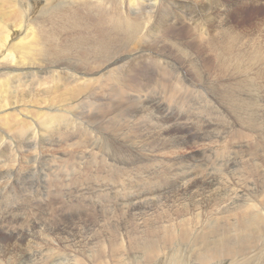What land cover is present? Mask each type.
Returning a JSON list of instances; mask_svg holds the SVG:
<instances>
[{
    "label": "bare ground",
    "instance_id": "1",
    "mask_svg": "<svg viewBox=\"0 0 264 264\" xmlns=\"http://www.w3.org/2000/svg\"><path fill=\"white\" fill-rule=\"evenodd\" d=\"M17 1L18 0H0V17H2V18H0L1 19V22H0V69L1 68H4V69L9 68V69H12L14 71L15 70H20L21 71V72L18 71L17 73H15L13 75H11L10 73H8L6 71L5 72H0V125L3 126L2 128H4V130L6 129L5 133L3 135H0V141L1 140L5 141L6 136L9 135L10 133H11L10 136L11 135L13 136V134H14L16 136H22L23 137V134L30 130V128H29L30 127L29 126L30 123H28L25 119H24V121H26V122H24L22 119H20L21 117L17 118V116H15L12 113L14 110L11 113L9 112L10 114H7L6 111L8 109H12V108H17L18 109L20 104L25 103L26 105H28V104H30L31 106L42 105V107H46V108H49L51 110H60V108H59L60 105H62L63 107H64L65 104H68V103L73 105V103L69 102L68 100L72 99L74 97L76 98V97L80 96L81 93L84 92V90H86L87 87H89L90 84L89 83H82V81H79V79H78L79 77L78 78L76 77V79H78V81L72 82V81H69V80L65 79L61 75H60L59 78H58L57 75L54 76V73L58 72L59 71L58 68L60 67V65L58 63V59L67 60L68 58H70V59H72L74 61L78 60V61H76L78 64L74 62L75 65H79V63L81 62L80 64L83 67H84V65H90L92 68H99V67L104 66V63L107 61L108 56L111 54V49H112V46H113L112 44L115 43L116 36L119 37V38L124 39L127 43H131V42L134 41L135 32L130 33L129 27L134 28V27L137 26V24H138V16L133 14V13L127 12V11L130 10V9L138 8L137 6L142 7L144 4H145V6H149L151 8L152 5H155L157 3H160V4L164 3V2H160V0H128V3L126 2L127 5H125L124 3L122 5L120 3L116 4V5H112L110 3V0H19L18 2ZM121 1H123V0H121ZM257 2H261V4H263L264 0H236V1H233V0H206V1L205 0H169V3H167V4L164 3V5H160L163 8L167 9L166 11L162 10L163 11V12H161L162 15L170 12V14L166 15L164 17V19H161L160 21L156 20L157 22H155V23L157 25L161 26V27L160 28L157 27V29L154 28L151 25V21L148 22V24L144 25L145 28L150 26L149 29L151 30V35H153L154 33H156L158 35H163L165 32H167L166 34H168V38L165 37L166 41H167V43L166 42L165 43L166 44L169 43L170 46L174 49L172 51L179 52L180 58L182 57V60L184 59V61L186 63L185 65L188 68V70L187 69L183 70L184 73H186L188 75H192V78L196 82H197L196 79L199 78L200 80L198 79L199 80L198 83H202V85L200 86L201 89H203V90L204 89H210L212 91L213 95L217 99V103L216 104H217L218 107L215 106L217 108L213 109L212 108V101L209 100V101H207L205 103V106H204L205 109L206 110H217V111L218 110H222L223 111L224 108L227 111H229V109H232V111L236 115L237 120L239 122V126L237 125L239 127V130L237 131L238 143L236 145L235 150H233V152H228L227 149L228 148L230 149V144H228L229 147H227L228 146L227 145V140L228 139H226L224 137H221L223 135L224 131H223V129L221 127L213 124L212 113H207L204 109H198L197 110V114L194 115L195 119H197L196 120V130H194V131L196 132L198 130L199 132L196 135L192 134L193 138L194 139L196 138L198 140L199 139L200 140H203V139L205 140V139H209V137H212V136L218 137L220 135L219 138L226 142V144H224V146L223 145L221 146V145L217 144V140H213L212 142H213V144L216 143L217 145L221 146V147H218L216 145L218 147L217 149H220V156L222 158H225L224 155H227L226 156L227 161L229 159L232 160L234 171H235V173L233 174L234 176L232 175V177L230 178L231 186L233 187V190H234V194H233L234 197L232 198V199H234V201H232L230 199V197L229 198L226 197L227 199L224 198L225 197L224 195H226V194L223 193L224 191L222 192L220 190L218 192V198H216V201L214 199V201H215L214 204L218 205L219 211L217 209L216 212L213 213L212 212L213 210L212 211L210 210L212 213H209V216H205V217L204 216L203 217H200V216L197 217V215H196V219H195L196 223L195 224L196 225L199 224L200 226L195 231V235H194L193 239L191 238L192 239L191 242H193L192 244H197L200 247H203L204 246V242H205L204 238H203L204 234H205V236L206 235L207 236L211 235L214 238V239H212V241L210 243V246H208V248L205 249L202 254H200L201 256H200V261L198 262V264H221L224 260H226V254H232V255L235 254L234 250L238 249V245H231V246L228 245V244L232 243V237L225 236V237H221L220 238V236L223 233H225V235H232V234L234 235V234H236L238 236V238L240 239L241 236L245 232H248L249 230H252V231L255 230V231H257V233H259L260 230L263 231V226H264V223H263L264 210L263 209H264V207L262 209L261 208L262 205L260 204L261 206H259L258 203L260 202V203H263V205H264V175H263L264 172H262L260 170V167H259L260 164H259V160H258L259 157L257 158V156L261 157L260 153H262V157L264 158V120L260 119L261 110H264V17L263 18H258L259 22L256 21L255 25H252V24H250V25H240L239 24L236 27L235 25H233V26L231 25L230 20H229L228 15H227V14H229L230 10H232L235 5H246L248 3L254 4V3H257ZM104 3H107L110 8L109 9L105 8L104 7ZM169 7H170V9H169ZM124 8H126V12L127 13H124ZM170 10L171 11L174 10L173 14H171ZM143 12H144V10H143ZM28 15L31 17V19H27ZM162 15H159V16H162ZM132 16H135L134 20L132 19ZM12 19L14 21H9V20H12ZM15 20H17V21H15ZM233 23L235 24V22H233ZM9 24H11L12 27L11 26L8 27ZM122 32L128 33V35L123 36ZM22 34H25V38H23V39L20 38V35L22 37ZM166 34H164L163 36H165ZM97 35H98V37H97ZM189 35L191 36V38L188 40L187 37ZM154 39H155V37H154ZM177 39H180V40H177ZM76 42H85L86 43V44H84L85 47L82 46V48L81 47L75 48V46H73V44L76 43ZM162 44H163V42H162ZM187 45L191 46V48L186 49V47H184V46H187ZM204 45L211 46L213 48V52L209 53L207 51L208 53L206 54V52H205L206 49H204V47H205ZM156 46H158V45H156ZM133 47H134V45H133ZM135 48H133V49H135ZM212 48L210 50H212ZM142 49H144V48L142 46H140L139 50H142ZM148 50H149V52H148L149 53V58L151 60V67H149L148 70H146V71H147V73L149 72L148 75L151 76V75H154L152 69H155V71H157V69H158L154 65L152 66V61L154 59L152 55H154V54L159 55L160 53L158 51L152 52L151 48H148ZM163 51H165V50H163ZM142 52H147V51H140V53H142ZM175 54L177 55L178 53H175ZM12 55H14V56L12 57ZM169 56L170 55H168V57ZM143 57H144V55H143ZM81 58H83V59L86 58V61H80L79 59H81ZM133 58H134V56H133ZM164 58H165V56H164ZM171 58H173V55H172ZM7 60H8L9 63H6ZM136 60H138V59H136ZM176 60H178V58ZM180 60L181 59H179V61ZM127 61H125V62H127ZM133 61H132V63H133ZM118 62H119V60L117 58V61H115L114 64H117ZM170 62H172V61H170ZM109 64H111V62ZM129 64H127V65H129ZM27 65H29V67L33 66V65H36V66H39L40 68L50 67V70H47V69L44 70L45 73L48 74L47 76L42 77V76H38L37 75V77L33 76V78L30 80L29 78L31 76L32 70L28 69L29 70L28 72L22 71V69L25 66H27ZM182 65H184V64L182 63ZM121 66H122V64H121ZM112 68L113 69H110L109 66L108 67H105V66L102 67L100 69L101 70V72H100L101 75L99 74L100 77H98V78L93 77V78L95 80L96 79L98 80L100 78H103V77L107 76L106 75L107 72H110L111 70H118V69H114V67H112ZM122 68H123V66H122ZM65 70H67V69H65ZM138 71H139V69H138ZM183 71H182V73H183ZM127 72L129 74H127V75L123 74L124 78H126V82H124L125 85H127L128 87L129 86H134V87H137V89L142 90L141 88L144 87V83H143L144 80L142 81V79H141V81H140L138 79L139 77H137L138 75L135 72H133L132 68L129 69ZM74 73H71V74H74ZM140 73H142V72H140ZM166 73H168V72H166ZM75 74H76V76L78 75L77 73H75ZM5 75H8V76H5ZM17 75H19V76L22 75V77H19ZM68 75H70V74H68ZM164 75H165V73H164ZM169 75L171 76V74H169ZM169 75L165 78V80H164L165 82H163V83H165V85L162 87V93L158 94V92L155 90V94L158 95V96L154 95L155 102H157V100L160 97V95L165 96L167 100H169V97H172V96L174 97V96H178L179 95L178 92H176L177 89L172 84L169 85V84L166 83V82H168ZM96 76H98V74ZM108 76H110V75H108ZM28 79L30 80L31 85H33L32 87H26V86H29V85H27ZM74 79L75 78H73L71 80H74ZM118 79H116V80H118ZM209 80H212V82H210ZM9 81H10V85H8ZM107 83H108V81H107ZM192 83H195V82H192ZM254 83H255L256 87H254V86L246 87V86H248L247 84H254ZM113 84L114 83H112L111 86H113ZM161 84H162V82H161ZM104 85H105V83H104ZM38 86H42L41 88L44 87V88H47V89L44 90V88H43L44 91L43 90H38L37 92L43 91V93L41 92L40 96H36L35 95L34 98H33V96L30 93L31 90L28 92V88L37 87V89H38ZM107 86H109V84H107ZM99 87H100V85H99ZM96 88H97V86H96ZM49 89H51V90L49 91ZM100 89H105V88H100ZM25 91L28 92L27 98H25L26 97V95L24 93ZM52 91H54L53 95L50 96V92H52ZM92 91H93V89H92ZM95 91H96V89H95ZM98 91L100 93V90H98ZM192 91H194L195 93H199L200 89L196 87V88L192 89ZM10 92H11L12 95L10 94ZM114 92L115 91H113V93ZM118 92L121 93V90H118ZM13 93H14V95H13ZM17 93L19 94V97L16 96ZM110 93L111 92H109L108 94H110ZM138 95H141V94H138ZM145 95L147 96V93ZM142 97H143V94H142ZM137 99L139 100V98H137ZM162 99H163V97H162ZM202 99L205 101V98L203 96H202ZM213 99H215V98L213 97ZM33 100L34 101L37 100V104H33V102H32ZM39 100H41V101L38 102ZM91 100H92V98H91ZM126 102H127V100H126ZM94 103H95V101H94ZM114 104H115V102H114ZM88 105H89V103H88ZM121 105H122V103H121ZM134 105H136V104H134ZM148 105H150V104H148ZM6 106H8L9 108L6 107ZM100 106L101 105H99V107ZM123 106H125V105H123ZM127 106H125V107H127ZM115 107H117V106H115ZM159 108L161 109L160 112L162 113V114L160 113L162 115L161 116L162 117V125H161V128H160V131L157 133L158 136L154 137V140H153V142L151 144L153 145V147H158L159 149H163L165 147L167 149V147H168V150H167V152L169 154L168 158H170L171 157L170 154L174 155V153L176 152V150H174V149H177L178 147H180L181 144H182L181 142H183L184 139H182V140H180V139L172 140L171 139L170 140V139L167 138L166 135H162L161 136L160 132L161 133L166 132L168 129H170L171 125H172V127H173V125H175V127L180 126L179 128H182L184 126H188L189 127L190 123L188 121L191 122L192 119L189 118V117H191V116H189V113L185 112L186 115L185 116H181L180 118H176L178 120V121H176V120L171 118L172 115L170 113V107L162 106V102H159ZM17 109H15V110L18 111ZM42 109L43 108H41V111H42ZM32 110L30 111V110L27 109V110H24V111L26 112L27 115H29V113L32 112ZM115 110H116V108H115ZM134 110H135V108H134ZM149 110H151V109L149 108ZM149 110H148V112H150ZM98 111L102 112L103 109H98ZM107 111H109V110H107ZM110 112H109V114H110ZM172 112H173V114H175L176 112L178 113L179 111L172 110ZM218 112H220V111H218ZM47 113H48V111H47ZM47 113H45L43 111L40 112V113L36 112V113H33L34 114L33 116L38 118L40 123L43 124L44 127H47V128L49 127L51 129L54 128L53 130H51L52 133L50 135L53 134V136L54 135L57 136L56 143H58V141H61L60 139L62 137H64V136H59V134L62 135V132H65V129L63 127V124L65 122L63 124L60 123V121H58V119H60V118L59 117H55L53 115L55 113H53V114H47ZM105 113L107 114V112H105ZM179 113H181V112H179ZM228 113H230V112H228ZM15 114H18V113L15 112ZM118 114H120V113H118ZM145 114H147V113H145ZM263 114H264V112H263ZM158 116H160V115H158ZM72 117L73 116H71V118ZM81 117L83 119L85 118L83 116H81ZM223 118H225V117H223ZM76 120H79V118L78 119L76 118ZM74 121H75V119H74ZM62 122H63V119H62ZM150 122H153V121H150ZM221 122H223V121H221ZM34 126H36V125H34ZM66 126H67V124H66ZM157 126H158V124H157ZM82 127L83 126H81V128ZM145 128H146L145 130H147L146 126H145ZM231 128H233V127H231ZM55 129L58 130L59 132L56 131ZM156 129H157V127H156ZM10 131H12V132H10ZM36 134H38V133H36ZM235 134L232 133L231 138L235 137L234 136ZM246 135H248L247 138L249 139V141H247ZM12 136H11V138H12ZM42 136H44V135H42ZM77 136H81L80 132H78L76 134V136L74 135V137H75L74 139L75 140H73L72 143L74 145L78 146V147L83 146L82 145L83 144V140H82L83 138H80V137H77ZM90 136H87V137H90ZM147 136H149V135H147ZM260 136H261V139H259ZM65 137L63 138L64 140H65ZM99 138H102V137H99ZM117 138H119V137H117ZM172 138H175V137L172 136ZM40 139H41V137H40ZM255 139H259L261 141L257 145H252V147H251V144H252L251 140L254 143ZM26 140H28V139H26ZM69 140H70V138H69ZM87 140H91V139H87ZM22 142H23V144L25 143L23 140H22ZM96 142L97 141L95 139L88 146L93 148L92 145L95 144ZM173 142H175V144ZM225 142H223V143H225ZM98 143H99V141H98ZM171 143H173L174 145L173 144L171 145ZM201 143H202V141H201ZM230 143H231V141H230ZM100 144H101V142H100ZM179 144H180V146H179ZM210 144L212 145V143H210ZM144 145L145 144H143V146ZM18 146H16V147H18ZM69 146H72V145L70 144ZM121 146H122V144H121ZM203 146H205V145H203ZM135 147H136V145H135ZM234 147L235 146L232 145V148H234ZM128 148L130 150V148H133V147H128ZM247 148H248V152H246L247 150H245ZM251 148H252V150H251ZM5 149H7V146H5ZM77 149H79V148H77ZM166 149H165V151H166ZM217 149H216V151H217ZM114 150H115V148H114ZM145 150H146V148H145ZM152 150L154 151V149H152ZM159 151H161V150H159ZM229 151H231V150H229ZM134 152L132 154H134ZM65 153H67V151H65ZM80 153H82V152H80ZM157 153H160V152H157ZM82 154H84V153H82ZM150 154L151 153H149V155ZM24 155H25V153H24ZM43 155H48L47 157L49 159V163L50 164H51L52 161L54 162V159H56V160L60 159L61 160V158L64 157L63 156L61 158H57L58 155L55 156V154H48L46 152H44ZM67 155L68 154H65V158H68ZM87 155H86L87 157L85 159L83 156H81V158H77L78 157V154H77V156L76 155L73 156L77 160H75V161L72 160V161L73 162H78V163H82L83 162V167L85 169H87V170H85V172L88 174L89 169L91 168V167L89 168V166L90 165H95L93 162H95L96 160H94V158H95L94 156H92V157L90 156V152ZM94 155H95V153H94ZM114 155H116V153ZM146 155H147V153H146ZM229 155H231L232 158H229ZM5 156H6L5 153L2 152L1 149H0V178L4 177V174L2 173L3 172L2 169H10L11 170V168H14V167L10 166V162L9 161H7V162L4 161L3 162V159H4ZM17 156H19V155H17ZM96 156H97V154H96ZM21 157H23V156H21ZM88 157H90V158H88ZM27 158H25V159H27ZM33 159H36V158H33ZM155 159H156V157H155ZM160 159H161V156H160ZM160 159H159V161H160ZM197 159L198 158H193L192 161L188 162V163H190L192 165V166H190V169H189V171L191 173L187 172V170H185V169L182 171V174L184 175L183 178L185 180L193 179L196 176V174H194V172L199 174L200 176H201V174H203L205 172L204 167H203V163L200 164V165L197 164L198 166H196L195 160H197ZM212 159L214 160L215 158H212ZM205 160H207V158ZM64 161H65V159H64ZM66 161H65V164L67 163ZM100 161H102V160H100ZM107 161H109V160H107ZM222 161H224V160H221V162ZM13 162H12V166H19L18 167L19 169H20V167H23V166H20V164H21L20 161H18L16 163L15 162L13 163ZM31 162H30V164H31ZM53 162H52V164H54ZM122 162H124V161H122ZM138 162H140V161H138ZM138 162L135 163V164H138ZM162 162H164V161H162ZM162 162H160V163H162ZM228 162H230V161H228ZM246 162H249V163H251L253 165L252 174H250L249 170L247 172H245V173L242 170V168H243V166H244V164ZM224 163L225 162H223L221 164H224ZM139 164H141V162ZM247 164H246V166H247ZM142 165H143V162H142ZM163 165H165V164H163ZM111 166H112V164H111ZM159 166H157V167H159ZM137 167H139V166H137ZM154 168H155V165H154ZM94 169H95V167H94ZM121 169H124V168L122 167ZM249 169H250V167H249ZM68 170L70 171L72 169H68ZM15 171H17V170H15ZM62 171H64V170H62ZM125 171L121 170V172H125ZM138 171H139V169H138ZM56 172H57V170H56ZM100 172H101V170H100ZM44 173H46V172H44ZM58 173H55V174H58ZM142 173H144V172H142ZM255 173H258V176H259L258 177V183H259V186H260V190H259V186L257 185L258 189L256 191L252 190L253 193L245 194L243 192V188L245 186L249 187L247 185V183L249 181L253 182V180L256 177L254 175ZM55 174H53V175H55ZM140 174H141V172H140ZM20 175H21V173H20ZM70 176H72V175L70 174ZM126 176H127V174H126ZM135 176H136V174H135ZM137 176H138V174H137ZM17 177H19V176H17ZM110 177L112 178V175ZM110 177H109V179H110ZM232 178H236V179L233 180ZM125 179H127V177ZM130 179H128V180H130ZM122 180H123V178H122ZM145 181H146V179H145ZM180 181H181L180 179H175L174 183L169 185L171 187L169 189H173L174 185H175V188L177 190V188L179 187L178 184L180 183ZM0 182H2V180ZM136 183H131V182L124 183L123 189H122V195H123L122 197L123 198H121L120 202H113L114 204L111 207H107V208H104L100 204L101 208L100 209L93 208L94 211H93V209L91 207H89L90 211L88 213H86V212L85 213H86V215L88 217H92V216L95 217L96 212L102 213V220L101 221H104L105 222L104 224H108L109 227L113 228L115 231L125 228L124 232L122 231V233H118L116 231V233L119 234V235L123 234L124 236H126L128 238V240H129V242H127L128 240L126 239L125 241L127 243L125 245L123 244L124 242L123 243L118 242L117 243L118 248H112L111 247V250L108 253V257L111 260H116L117 259V260H119L121 262V264H124V260L132 258L136 263H130V264H139V263L140 264H148V263L154 264L155 263L154 259L159 254L158 252H159L160 248L161 247L165 248V247H163L164 243L166 241L170 240V239L167 238L168 240H166V236H163L164 234L160 238H158V235L156 234L157 233V223L154 220V217H152L149 213H143L142 209L141 210H137V212L133 211V207L132 206H134V201H132V199L134 197H139L138 196L139 195V191H137V189H136V186H137ZM190 183L191 182H189L188 184H190ZM243 183H244V185L242 186ZM68 184L70 186H73L74 189L80 188V187H77V186H80L79 185L80 183H77L75 181H71V182L68 181ZM70 186H66V187H70ZM91 186H94V185H91ZM247 187L245 189H247ZM147 188H149V187H147ZM80 189H82V191H83V189H85L86 192H90L89 183L86 184L85 188L82 187ZM227 189L228 188H223V190H227ZM239 189H241V190L238 192L237 190H239ZM245 189H244V191H245ZM215 190H216V188H215ZM114 191H115V189H114ZM192 191H195L196 193H198L197 192L198 191V186L195 187V190H192ZM78 192H77V194H78ZM150 192H149V194H150ZM240 192H243V194H244L243 199L239 197V195L242 196V194H240ZM182 193H184V192H182ZM196 193H194L192 195L193 199L199 198L200 194H196ZM216 193H217V191H216ZM258 193L261 194V200H259V202L257 200V194ZM84 195H86V194L84 193ZM74 197H76V195L75 194H71V201H72V199ZM201 198H199V199L201 200ZM258 198H260V197H258ZM8 199H10V198H8ZM90 199H91V197H90ZM156 199H158V198H156ZM202 199H204V198H202ZM208 199H211V198H208ZM244 200H249V202H251V204L248 203V205L242 206V204L245 203ZM74 201L75 200H73V202ZM140 201H142V200H140ZM52 202L54 204L57 203V202L55 203V201H52ZM138 202H137V204H138ZM40 203L42 204V202H40ZM40 203H38L37 206L30 207V209L32 210L31 211L32 215H28L27 212L29 211V209H27V208L14 209V206H8L7 204L5 205L1 201L0 207L2 206L3 208H10V210L7 209V212L3 213V216L0 215V229L2 228V229L9 230V231H6V232L9 233L8 237L10 239L2 237V235L0 236V264H33V263L37 264L36 262L40 260L42 255H46V254L49 253V255H51V256L55 255L56 258L57 257H61V258L63 257L64 258L65 257V252H68V251H65V249H67V250L72 249L71 246H69V245H67L65 243V242L72 241L71 239H69L68 235L65 236L62 232H57L58 236L55 239H53V238L50 237V233L48 231H46V230L43 231L42 230V229L47 228V229H55V230L58 229L59 231H67V230H70V227L68 225H66V223H65L64 230H63L61 224L60 223H55V222L49 223L48 225H44L42 227V222H44L43 220L46 217L42 215V206H41ZM161 203H162V201H161ZM9 205H11V204H9ZM31 205H32V203L30 204V206ZM52 205L53 204H51V206ZM141 205H142V203H141ZM192 205L193 204H191V206ZM145 206H147V205H145ZM228 206H230V207L228 208ZM206 208H208V206ZM192 209H193V207H192ZM149 210H150V208H149ZM179 210L175 211L177 217L181 215V212ZM251 210H252L253 213L251 212ZM51 212H53V211H51ZM94 212H95V214H94ZM191 213H193V212H191ZM202 213H203V211H202ZM184 214H186V213H184ZM119 215L122 217V220H123L122 223H120L118 221V218H119L118 216ZM111 217L114 218L112 223L109 222ZM2 218H3V220H2ZM7 218H10L11 221H8ZM230 218L231 219L232 218H240V220L242 222H235V221L231 220ZM107 219H109V221ZM160 219H162V218H160ZM94 220L95 219L93 218L92 220L89 219L88 221H91V223L94 226L96 224L94 222ZM167 220H169V219H167ZM165 222H167V221H165ZM175 224H177V223H175ZM178 224H179V222H178ZM122 225L124 226V228H123ZM139 225H142V226H139ZM72 226L82 229V228H86V223H83V225H76L75 223H72ZM145 229H150L154 233L153 237H151V238L149 237L150 239H147V237L143 236L142 234L137 237L135 233H132V232H140L141 233ZM171 233H172V231H171ZM106 234L107 235H101V233H100V235L98 237V240H96L97 241L96 245H98V246L93 245V242H91V241L89 242L88 241L87 244L85 245V247H86L85 249L81 248L82 245H83L82 243L84 241L79 239L78 246L81 249L79 251L80 257H79V260H78L77 264H84L83 263L84 260H85V262H87V261L89 262L90 261L91 263H93L95 261H98V263L100 262V264H101V262L106 258L105 254H104L105 252L103 250L104 249L103 245L105 243H108V246H111V245L114 244V243L112 244V242L110 241V235H108V233H106ZM181 235L184 236L182 238L183 239L185 238V240H186V238H188L189 235H190L189 227H187L186 230L184 231V233L181 234ZM168 236H169V234H168ZM176 236L178 237V235H176ZM117 239L118 238H115V242H116ZM244 239H245V241L247 243L248 237H245ZM119 241H122V239L119 240ZM170 241H173V240H170ZM234 241H236V240H234ZM42 242H45V243L49 244L50 250L47 249V248H43L42 247ZM178 242L182 244L184 242L187 243L188 241H184L182 239H180V241H179V239H178ZM250 244H251V242L248 243V245H250ZM159 245H162V246L159 247ZM222 245H224V246L221 248ZM257 245H258V243H257ZM127 246H128V248L126 249ZM205 246H206V244H205ZM200 247H197V246L192 247L189 250L188 254L185 253L186 255H184V256H182L183 250L181 248L178 249V250L176 249L175 251L169 253V255L167 257L165 256L166 254L163 252L165 255L164 256L162 255V257L159 260L164 261V264H190L189 262H193L192 260L196 259L195 258V256H196L195 252L198 251L199 249H201ZM187 248H189V247H187ZM140 250H141V255H143V256H141V259L135 260L134 259L135 251H140ZM258 250H259V252L256 253ZM254 251H255V253H253V255H255V257L253 258L252 262L250 261L249 264H264V259H262L263 258L262 255L259 254V253H262L264 251V245H261L260 247L259 246L254 247ZM74 252H77V250H75ZM244 256H245V254H244ZM247 256L248 255H246L245 257H247ZM239 257H241V256H239ZM249 257H252V256L250 255ZM188 258H189V262H188ZM260 259H262V260H260ZM231 260L233 261V264H237L236 256H235V259L231 258ZM257 260H260V261H257ZM42 263L43 264H55V263H52L51 260H43V259H42Z\"/></svg>",
    "mask_w": 264,
    "mask_h": 264
},
{
    "label": "rangeland",
    "instance_id": "2",
    "mask_svg": "<svg viewBox=\"0 0 264 264\" xmlns=\"http://www.w3.org/2000/svg\"><path fill=\"white\" fill-rule=\"evenodd\" d=\"M19 1V0H18ZM17 1V2H18ZM206 1V0H205ZM236 1V0H233ZM128 0H110V3L112 5H116V4H125L127 5ZM160 2H164L165 4L169 3V0H160ZM164 3L160 4L157 3L155 5H152V7L150 8L149 6H145V4L142 7L137 6L138 8H134V9H130L127 12L133 13L135 15L138 16V24L136 27L132 28L129 27L130 29V33L135 32V36H134V41L131 43H127L124 39L119 38L116 36L115 38V43H113L112 45V49H111V54L108 56L107 61L104 63L105 67H108L110 69H113L112 67H114V69H118V70H111L110 72H107V76L100 78V79H94L100 77V72H101V68L104 67H99V68H92L90 65H84V67L79 63V65H75V63H77L76 61L68 58L67 60H63V59H58V63L60 65V67L58 68V72L54 73V76H58V78L60 77V75L62 77H64L65 79L69 80V81H82V83H89V87L86 88V90H84V92L81 93L80 96L78 97H74L72 99H69V102H72L73 105H71L70 103L65 104L64 107L62 105L59 106L60 110H51L49 108L46 107H42V105H38V106H31L30 104L26 105L25 103L20 104L18 109L17 108H12V109H8L6 112L7 114H10L13 110V114L15 116H17V118H20L24 121V119L30 123V132H26L23 134L22 136H16L13 134L12 138L10 136V131L9 135L6 136L5 141L1 140L0 141V149L2 152L5 153V157L3 159V162H10V166L14 167L10 169H2V173L4 174V177L0 178L2 180V182H0V203L1 201L8 206H14V209H21V208H27L29 209V211L27 212L28 215H32L31 213V209L30 207H34L37 206L38 203L42 202L41 206H42V215L45 216L46 220L44 219L42 222V227L44 225H48L49 223L55 222V223H60L63 230H64V225L66 223V225H68L70 227V230L67 231H59L58 229H42L43 231H48L50 233V237L55 239L58 234L57 232H62L65 236H69V239H71L72 241L70 242H65L67 245L71 246L72 249H65V257L61 258V257H57L55 255L51 256L48 254L46 255H42V257L40 258L39 261H37V264H43L42 263V259L43 260H51L52 263L55 264H77L79 257H80V249H85V245L87 244V242L91 241L93 242V245H96L98 240V237L101 233V235H107L106 233H108V235H110V241L112 242L113 245L108 246V243H103L104 245V254H105V258L101 264H121V262L119 260H111L108 257V253L112 248H118L117 243H123L124 245L129 242L128 238L126 236H124L123 234H117L116 231L118 233H122V231L124 232V229H119V230H114L113 228L109 227L108 224H104V221L102 220V213L99 212H94L95 217H88L86 215V213H88L89 207L96 208V209H100V204L101 206H103L104 208L107 207H111L114 203L113 202H120L121 198H123L122 196V189H123V185L124 183H136V189L137 191H139V197H134L132 199V201H134V206L133 207V211L137 212V210H143V213H149L152 217H154V220L157 223V235L158 238H160L163 234V236H166V240L170 239L173 241H166L163 245H159L160 250H159V254L155 257V263L154 264H164V261L159 260L162 255L167 257L169 255V253L175 251L176 249H182L183 253L182 256L188 254L189 250L192 247H200L197 244H192L193 242H191V240L193 239L194 235H195V231L199 228V224H195L196 223V215L197 217H205V216H209V213H214L216 212V210L218 208L217 204H214V202L216 201V198H218V192L221 190L223 193H225L226 195H224V198H229L234 201V199H232L234 197V190L233 187L231 186V180L230 178L232 177V175L235 173L234 171V167H233V162L232 160H228L230 162L227 161L226 156L224 155L225 158H222L220 156V149H217L218 147H221L222 145L224 146V144H226V142L222 139H220V135L218 137H209V139H203V140H198V139H194L193 135H196L199 131L197 130L196 132L194 130H196V120L195 116L197 114V110L198 109H204L207 113H212V118H213V124L217 125L219 127H221L223 129V135L221 137H224L227 140V145L230 144V149L228 148V152H233V150H235L236 145L238 143V135H237V131L239 130V122L237 120L236 115L234 114V112L232 111V109H229V111H227L225 108L222 110H218L220 112H218L217 110H206L205 109V103L207 101H212V108L216 109L217 106V99L216 97L213 95L212 91L210 89H201L200 86L202 85V83H198L199 82V78H197V82L194 81V79L192 78V75H188L186 73H184L183 70H188L187 66L185 65V61L184 59L182 60V57L180 58L179 52L176 51H172L174 50L170 44H166V38H168V34H166L167 32H165L164 34H166L165 36L163 35H158L156 33H154L153 35H151V30L149 29V27L145 28L144 25L148 24V22L151 21V25L157 29L160 28L161 26L157 25L155 22L160 21L161 19H164V17L169 13L163 14L161 12L166 11L167 9L163 8L160 5H164ZM106 4V5H105ZM107 6V7H106ZM154 6V7H153ZM104 7L109 9V5L107 3H104ZM240 7V8H239ZM236 8V9H235ZM136 9V10H135ZM170 9V7H169ZM144 10V12H143ZM163 10V11H162ZM155 11V12H154ZM171 11V10H170ZM233 11V12H232ZM126 12V8H124V13ZM174 10L171 11V14H173ZM234 14V15H233ZM126 15V14H125ZM162 15V16H159ZM228 18L230 20L231 25H235L236 27L240 24V25H255V22L258 21V18H263L264 17V2L263 4H261V2H257L254 4L248 3L246 5H235L233 7L232 10H230ZM236 15V16H235ZM105 16V15H104ZM161 17V18H160ZM168 17V16H167ZM240 17V18H239ZM2 18V17H0ZM234 18V19H233ZM27 19H31V17L28 15ZM132 19H135V16H132ZM157 20V21H156ZM9 21H14L9 20ZM17 21V20H15ZM1 22V19H0ZM235 22V24L233 23ZM240 22V23H239ZM11 24H9L8 27H10ZM12 27V26H11ZM145 28V29H144ZM137 29V30H136ZM28 31V30H27ZM122 35H128V33H124L122 32ZM130 35V34H129ZM24 36V37H23ZM150 36V37H149ZM161 36V37H160ZM98 37V35H97ZM155 37V39H154ZM157 37V38H156ZM166 37V38H165ZM186 37V36H185ZM20 38H25V34H22V37L20 35ZM188 40L191 38V36L189 35ZM165 40V41H164ZM180 40V39H177ZM163 42V44H162ZM166 42V43H165ZM84 44H86L85 42H76L73 44V46H75V48H79L82 46H84ZM141 44V45H140ZM161 44V45H160ZM134 45V47H133ZM154 45V46H153ZM158 45V46H156ZM140 46H142L144 49L139 50ZM204 49L206 54L209 52H213V48L209 45H204ZM208 46V47H207ZM136 47V48H135ZM169 47V48H168ZM181 47V46H180ZM186 47V49L191 48V46L187 45L184 46ZM135 48V49H133ZM148 48L152 49V52L154 51H158L160 54L159 55H152L153 56V61H152V66L154 65L157 69V71H155V69L153 70L154 75L149 76V72L147 73L146 70H148L149 67H151V60L149 58V50ZM159 48V49H158ZM164 48V49H163ZM172 48V49H171ZM212 48V50H210ZM161 49V50H160ZM114 50V51H113ZM165 50V51H163ZM169 50V51H168ZM171 50V51H170ZM140 51H147V52H142L140 53ZM167 51V52H166ZM208 51V52H207ZM174 52V53H173ZM128 53V54H127ZM172 53V54H171ZM175 53H178L177 55ZM121 54V55H120ZM167 54V55H166ZM175 54V55H174ZM141 55V56H140ZM144 55V57H143ZM148 55V56H147ZM168 55H170L168 57ZM173 55V58H171ZM14 55H12L13 57ZM111 56V57H110ZM114 56V57H113ZM132 56V57H131ZM134 56V58H133ZM165 56V58H164ZM177 56V57H176ZM123 57V58H122ZM139 57V58H138ZM114 58V59H113ZM117 58L119 60V62L117 64H114L115 61H117ZM141 58V59H140ZM156 58V59H155ZM178 58V60H176ZM70 59V60H69ZM129 59V60H128ZM138 59V60H136ZM140 59V60H139ZM143 59V60H142ZM169 59V60H168ZM179 59H181L180 61L184 64L182 65V63L179 61ZM80 61H86V58L83 59H79ZM113 60V61H112ZM128 60V61H127ZM134 60V61H133ZM158 60V61H157ZM10 61V60H9ZM69 61V62H68ZM127 61V62H125ZM130 61V62H129ZM133 61V63H132ZM139 61V62H138ZM172 61V62H170ZM176 61V62H175ZM179 61V62H178ZM75 62V63H74ZM111 62V64H109ZM145 62V63H144ZM170 62V63H169ZM178 62V63H177ZM6 63H9L8 60ZM66 63V64H65ZM71 63V64H70ZM120 63V64H119ZM130 63V64H129ZM138 63V64H137ZM2 64V63H1ZM78 64V63H77ZM123 68H122V66ZM129 64V65H127ZM133 66H132V65ZM149 64V65H148ZM53 65V64H52ZM120 65V66H119ZM142 65V66H141ZM182 65V66H181ZM64 66V67H63ZM132 66V67H131ZM180 66V67H179ZM29 65L25 66L22 71L28 72L29 70H32L31 72V76H30V80L33 78V76L37 77L38 76H42L45 77L48 74L45 73V69L50 70V67H44V68H40L39 66L33 65L30 66ZM38 67V68H37ZM71 67V68H70ZM119 67V68H118ZM176 67V68H175ZM184 69H183V68ZM35 68V69H34ZM133 70V72H135L139 77L138 79L141 81H143L144 83V87L141 88L142 90L137 89V87L134 86H127L125 85L124 82H126V78H124V75L129 74L127 71L129 69ZM134 68V69H133ZM145 68V69H144ZM160 68V69H159ZM162 68V69H161ZM29 69V70H28ZM67 69V70H65ZM78 69V70H77ZM93 69V70H92ZM99 69V70H98ZM121 69V70H120ZM139 69V71H138ZM144 69V70H143ZM179 69V70H178ZM181 69V70H180ZM39 70V71H38ZM85 70V71H84ZM126 70V71H125ZM163 70V71H162ZM178 70V71H177ZM8 72L11 75L17 73L20 70H12L9 68H1L0 72ZM14 71V72H13ZM71 73H77L78 75L76 76V74H71ZM77 71V72H76ZM165 71V72H164ZM177 71V72H176ZM183 71V73H182ZM21 72V71H20ZM112 72V73H111ZM114 72V73H113ZM120 72V73H119ZM139 72V73H138ZM142 72V73H140ZM147 74H145V73ZM168 72L169 74H171V76L166 73ZM111 73V74H110ZM122 73V74H121ZM157 73V74H156ZM163 73V74H162ZM165 73V75H164ZM34 74V75H33ZM70 74V75H68ZM98 74V76H96ZM100 74V75H99ZM124 74V75H123ZM145 74V75H144ZM44 75V76H43ZM110 75V76H108ZM113 75V76H112ZM120 75V76H119ZM140 75V76H139ZM168 77V82H166L169 85H173L177 90L176 92H178V96H172L169 97V100L166 99L165 96L160 95V97L158 98L157 102H155V98L154 95L155 94V90L158 92V94L162 93V87L165 85V78ZM8 76V75H5ZM19 76V75H17ZM82 76V77H81ZM161 76V77H160ZM191 76V77H190ZM19 77H22V75H20ZM72 77V78H71ZM76 77L78 79H76ZM143 77V78H142ZM151 77V78H150ZM75 78L74 80H71ZM83 78V79H82ZM106 80H105V79ZM111 78V79H110ZM115 78V79H114ZM119 78V79H118ZM148 78V79H147ZM153 78V79H152ZM28 79L27 85L26 87H32L33 85H31L30 80ZM86 79V80H85ZM118 79V80H116ZM199 79V80H198ZM114 82H113V81ZM193 80V81H192ZM98 81V82H97ZM108 81V83H107ZM117 81V82H116ZM210 82H212V80H209ZM120 82V83H119ZM123 82V83H122ZM146 82V83H145ZM162 82V84H161ZM195 82V83H192ZM10 85V81L8 82ZM103 83V84H102ZM105 83V85H104ZM113 84V86H111ZM117 83V84H116ZM107 84H109V86H107ZM116 84V85H115ZM100 85V87H99ZM119 85V86H118ZM123 85V86H122ZM196 85V86H195ZM248 86L246 87H250V86H255L254 84H247ZM51 86V85H50ZM97 86V88H96ZM102 86V87H101ZM42 86H38L35 88H28V92L30 91L31 95L34 96H40L41 92L43 93V91L47 88H41ZM107 87V88H106ZM120 87V88H119ZM199 88L200 92L199 93H195L194 91H192V89L194 88ZM41 88V89H40ZM99 88V89H98ZM100 88H105V89H100ZM126 88V89H125ZM189 88V89H188ZM33 89V90H32ZM93 89V91H92ZM96 89V91H95ZM38 90H43L40 92H37ZM51 89H49L50 91ZM100 90V93L99 91ZM118 90H121V93L118 92ZM136 90V91H135ZM187 90V91H186ZM48 91V92H49ZM91 91V92H90ZM113 91H115L113 93ZM133 91V92H132ZM139 91V92H138ZM186 91V92H185ZM202 91V92H201ZM28 92H24L27 98ZM53 92H50V96L53 95ZM68 92V91H67ZM98 92V93H97ZM102 92V93H101ZM109 92H111L110 94H108ZM130 92V93H129ZM152 92V93H151ZM147 93V96L145 95ZM11 94V92H10ZM97 94V95H96ZM115 94V95H114ZM125 94V95H124ZM136 94V95H135ZM141 94V95H138ZM143 94V97H142ZM195 94V95H194ZM201 94V95H200ZM12 95V94H11ZM14 95V93H13ZM96 95V96H95ZM101 95V96H100ZM104 95V96H103ZM112 95V96H111ZM114 95V96H113ZM194 95V96H193ZM208 95V96H207ZM16 96L19 97V94L17 93ZM31 96V97H32ZM103 96V97H102ZM158 96V95H156ZM181 96V97H180ZM184 96V97H183ZM202 96L205 98V101L202 99ZM215 99H213V97ZM163 97V99H162ZM165 97V98H164ZM194 97V98H193ZM207 97V98H206ZM92 98V100H91ZM139 98V100L137 99ZM149 98V99H148ZM161 98V99H160ZM134 99V100H133ZM148 99V100H147ZM166 99V100H165ZM72 100V101H71ZM91 100V101H90ZM95 103H94V101ZM110 100V101H109ZM122 102H121V101ZM127 100V102H126ZM133 100V101H132ZM163 100V101H162ZM216 100V101H215ZM36 101V102H35ZM33 100V104H37V100ZM41 100H39L38 102H40ZM67 101V102H68ZM87 101V102H86ZM100 101V102H99ZM104 101V102H103ZM141 101V102H140ZM149 101V102H148ZM80 104H79V103ZM110 104H108V103ZM115 102V104H114ZM119 102V103H118ZM125 102V103H124ZM135 102V103H134ZM140 102V103H139ZM147 102V103H146ZM151 102V103H150ZM159 102H162V106L165 107H170V113L172 115V119L178 121L176 118H180L181 116H185V112L189 113V117L191 120L188 121L190 123V126H184L182 128H179L180 126L175 127V125L170 126V129H168L166 132L161 133L160 135H166L168 139H172V140H183V142H181V146L179 144L180 147H178L176 150V152L173 154H170V158H168V147L166 149H159L158 147H153V145L151 144L154 140L155 136H158V132L160 131L161 125H162V113L160 112L161 109L159 108ZM84 103V104H83ZM89 103V105H88ZM106 103V104H105ZM118 103V104H117ZM122 103V105H121ZM131 103V104H130ZM145 103V104H144ZM154 103V104H153ZM136 104V105H134ZM150 104V105H148ZM22 105V106H21ZM99 105H101L99 107ZM119 105V106H118ZM127 107H125V106ZM144 105V106H143ZM40 106V107H39ZM76 106V107H75ZM117 106V107H115ZM123 108H122V107ZM139 106V107H138ZM217 106V107H215ZM8 107V106H6ZM23 107V108H22ZM34 107V108H33ZM63 107V108H62ZM67 107V108H66ZM90 107V108H89ZM95 107V108H94ZM112 109H110V108ZM215 107V108H214ZM243 107V106H242ZM9 108V107H8ZM21 108V109H20ZM26 108V109H25ZM31 108V109H30ZM40 108V109H39ZM41 108L43 112L48 113L47 114H53L55 117H59L60 119H58V121H60V123H64L63 127L65 129V132H62V135L59 134V136H66L65 140L63 139L64 137H62L60 140L58 141V143H56L57 141V136H53L50 135L52 132L51 130H53L54 128H47L44 127L43 124L40 123L39 119L34 117L33 113L36 112H42ZM70 108V109H69ZM116 108V110H115ZM131 108V109H130ZM135 108V110H134ZM149 108L151 110H149ZM15 109H17L18 111H16ZM32 110V112L29 113V115L26 114V112L24 110ZM38 109V110H37ZM95 109V110H94ZM98 109H103L102 112H99ZM119 109V110H118ZM129 109V110H128ZM181 109V110H180ZM196 109V110H195ZM89 110V111H88ZM109 110V111H107ZM126 110V111H125ZM145 110V111H144ZM148 110L150 112H148ZM154 110V111H153ZM172 110L174 111H179L181 113H175L173 114ZM34 111V112H33ZM36 111V112H35ZM111 111V112H110ZM188 111V112H187ZM243 111V110H242ZM10 112V113H9ZM18 113V114H15ZM107 112V114L105 113ZM110 112V114H109ZM114 112V113H113ZM230 112V113H228ZM264 110H261V114H260V119L264 120V114H263ZM69 113V114H68ZM85 113V114H84ZM120 113V114H118ZM134 113V114H133ZM147 113V114H145ZM156 113V114H155ZM161 113V114H160ZM88 114V115H87ZM92 114V115H91ZM106 114V115H105ZM133 114V115H132ZM184 114V115H183ZM225 114V115H224ZM227 114V115H226ZM234 114V115H233ZM21 115V116H20ZM24 115V116H23ZM79 115V116H78ZM86 115V116H85ZM120 115V116H119ZM160 115V116H158ZM19 116V117H18ZM71 116H73L71 118ZM85 117L84 119L81 117ZM133 116V117H132ZM175 116V117H174ZM230 116V117H229ZM88 119H87V118ZM221 117V118H220ZM225 117V118H223ZM228 117V118H227ZM69 118V119H68ZM75 121H74V119ZM76 118L79 120H76ZM112 118V119H111ZM118 120H117V119ZM126 118V119H125ZM183 118V117H182ZM217 118V119H216ZM63 119V122H62ZM82 119V120H81ZM151 119V120H150ZM171 119V120H172ZM219 119V120H218ZM222 119V120H221ZM31 122H30V121ZM35 120V121H34ZM68 122H67V121ZM73 120V121H72ZM112 120V121H111ZM137 120V121H136ZM230 120V121H229ZM234 120V121H233ZM24 121V122H26ZM72 121V122H71ZM89 121V122H88ZM104 121V122H103ZM153 121V122H150ZM159 123H158V122ZM223 121V122H221ZM227 121V122H226ZM35 122V123H34ZM70 122V123H69ZM161 122V123H160ZM171 122V121H170ZM235 122V123H234ZM83 123V124H82ZM98 123V124H97ZM113 123V124H112ZM133 123V124H132ZM150 123V124H149ZM194 123V124H193ZM71 126H69V125ZM158 124V126H157ZM24 125V124H23ZM33 125V126H32ZM36 125V126H34ZM46 125V124H45ZM116 125V126H115ZM148 125V126H147ZM232 125V126H231ZM238 125V126H237ZM32 126V127H31ZM42 126V127H41ZM81 126H83L81 128ZM99 126V127H98ZM103 126V127H102ZM108 126V127H107ZM140 126V127H139ZM145 126L147 127V130H145ZM225 126V127H224ZM228 126V127H227ZM3 126L0 125V135H3L5 133L4 128H2ZM36 127V128H35ZM69 127V128H68ZM97 127V128H96ZM102 127V128H101ZM139 127V128H138ZM157 127V129H156ZM233 127V128H231ZM34 128V129H33ZM72 128V129H71ZM80 128V129H79ZM109 128V129H108ZM123 128V129H122ZM142 128V129H141ZM184 128V129H183ZM209 128V127H208ZM115 129V130H114ZM137 129V130H136ZM144 129V130H143ZM155 129V130H154ZM56 130V129H55ZM87 130V131H86ZM123 130V131H122ZM126 130V131H125ZM232 130V131H231ZM58 131V130H56ZM234 131V132H233ZM59 132V131H58ZM74 132V133H73ZM76 132V133H75ZM80 132L81 136H77L80 138H83V146H76L74 145L72 142L73 140H75L74 135L76 136V134ZM94 132V133H93ZM149 132V133H148ZM30 133V134H29ZM38 133V134H36ZM71 135H70V134ZM99 133V134H98ZM102 133V134H101ZM111 133V134H110ZM174 133V134H173ZM232 133H236L234 136L232 137ZM44 136H42V135ZM48 134V135H47ZM66 134V135H65ZM74 134V135H73ZM91 136H90V135ZM126 134V135H125ZM131 134V135H130ZM168 134V135H167ZM173 134V135H172ZM84 135V136H83ZM90 137H87V136ZM149 135V136H147ZM225 135V136H224ZM10 136V137H9ZM30 136V137H29ZM51 136V137H50ZM93 136V137H92ZM175 137V138H172ZM237 136V137H236ZM21 137V138H20ZM41 137V139H40ZM70 140H69V138ZM92 137V138H91ZM102 137V138H99ZM119 137V138H117ZM148 137V138H147ZM177 137V138H176ZM248 137V135H246V138ZM23 138V139H22ZM54 138V139H53ZM86 138V139H85ZM117 138V139H116ZM219 138V139H218ZM230 138V139H229ZM28 139V140H26ZM68 139V140H67ZM87 139H91V140H87ZM96 139V143L93 144V148L88 146L90 143H92L93 140ZM147 139V140H146ZM236 139V140H235ZM261 139V136L260 138ZM259 139H255V144L253 143V141L251 140L252 145H257L261 140ZM11 140V141H10ZM22 140L25 142L23 144ZM38 140V141H37ZM101 140V141H100ZM179 140V141H180ZM213 140H217V144L221 145H217L216 143L213 144ZM89 141V142H88ZM99 141V143H98ZM197 141V142H196ZM202 141V143H201ZM225 143H223V142ZM231 141V143H230ZM233 141V142H232ZM247 141H249V139L247 138ZM5 142V143H4ZM36 142V143H35ZM49 142V143H48ZM87 142V143H86ZM101 142V144H100ZM219 142V143H218ZM222 142V143H221ZM29 143V144H28ZM33 143V144H32ZM42 143V144H41ZM56 143V144H55ZM109 143V144H108ZM111 143V144H110ZM175 144V142H173ZM171 143V145L173 144ZM212 143V145L210 144ZM39 144V145H38ZM72 146H69V145ZM100 144V145H99ZM116 144V145H115ZM122 144V146H121ZM136 147H135V145ZM143 144H145L143 146ZM147 144V145H146ZM173 144V145H174ZM19 145V146H18ZM21 145V146H20ZM205 145V146H203ZM218 147H217V146ZM226 145V146H227ZM232 145L235 146L234 148H232ZM5 146H7V149H5ZM11 146V147H10ZM18 146V147H16ZM31 148H30V147ZM120 146V147H119ZM140 146V147H139ZM168 146V145H167ZM203 146V147H202ZM216 146V147H215ZM36 147V148H35ZM38 147V148H37ZM42 147V148H41ZM54 147V148H53ZM58 147V148H57ZM87 147V148H86ZM96 147V148H95ZM122 147V148H121ZM128 147H133V148H129ZM144 147V148H143ZM229 147V145L227 146ZM27 148V149H26ZM60 148V149H59ZM79 148V149H77ZM85 148V149H84ZM90 148V149H89ZM107 148V149H106ZM115 148V150H114ZM136 148V149H135ZM146 148V150H145ZM158 148V149H157ZM182 148V149H181ZM20 149V150H19ZM23 149V150H22ZM42 151H41V150ZM87 149V150H86ZM143 149V150H142ZM148 149V150H147ZM154 149V151L152 150ZM166 149V151H165ZM217 149V151H216ZM9 150V151H8ZM18 150V151H17ZM28 150V151H27ZM62 150V151H61ZM89 150V151H88ZM93 150V151H92ZM96 150V151H95ZM117 150V151H116ZM123 150V151H122ZM136 150V151H135ZM138 150V151H137ZM140 150V151H139ZM142 150V151H141ZM150 150V151H149ZM157 150V151H156ZM161 150V151H159ZM182 150V151H181ZM231 150V151H229ZM247 150L246 152H248V148L245 149ZM252 150V148H251ZM22 151V152H21ZM27 151V152H26ZM37 151V152H36ZM39 151V152H38ZM41 151V152H40ZM65 151H67V153H65ZM69 151V152H68ZM88 151V152H87ZM95 151V152H94ZM135 151V152H134ZM144 151V152H143ZM163 151V152H162ZM181 151V152H180ZM32 152V153H31ZM46 152L48 154H55V156H57V158H61L60 159H54V164L49 163V159H48V155H43V153ZM64 152V153H63ZM84 154H82V153ZM90 152V156H94V160H96L95 162H93L95 165H90L89 166V172L88 174L85 172V169L83 167V162L82 163H78V162H73L75 160H77L76 158H74L73 156H77V158H81V156H83L85 159L88 156L87 154ZM98 152V153H97ZM134 152V154H132ZM160 152V153H157ZM218 152V153H217ZM17 153V154H16ZM21 153V154H20ZM25 153V155H24ZM27 153V154H26ZM73 153V154H72ZM95 153V155H94ZM104 153V154H103ZM116 153V155H114ZM142 153V154H141ZM147 153V155H146ZM149 153H151L149 155ZM153 153V154H152ZM182 153V154H181ZM32 154V155H31ZM65 154H68L67 157L65 158ZM75 154V155H74ZM97 154V156H96ZM118 154V155H117ZM123 154V155H122ZM164 154V155H163ZM187 154V155H186ZM192 154V155H191ZM219 154V155H218ZM14 157H13V156ZM19 155V156H17ZM87 155V156H86ZM106 155V156H105ZM108 155V156H107ZM154 155V156H153ZM177 155V156H176ZM182 155V156H181ZM260 156H257L258 160H259V164H260V170L262 172H264V158L262 157V153H260ZM16 156V157H15ZM23 156V157H21ZM25 156V157H24ZM120 156V157H119ZM129 156V157H128ZM142 156V157H141ZM150 156V157H149ZM161 156V159H160ZM194 156V157H193ZM20 157V158H19ZM28 157V158H27ZM119 157V158H118ZM141 157V158H140ZM156 157V159H155ZM180 157V158H179ZM203 157V158H202ZM27 158V159H25ZM36 158V159H33ZM39 158V159H38ZM44 158V159H43ZM90 158V157H88ZM103 158V159H102ZM151 158V159H150ZM191 158V159H190ZM193 158H198L197 160H195L196 166L200 165L203 163V167L205 172L203 174H201V176L197 173L194 172V174H196V176L191 179V180H185L183 177L184 175L182 174V171L185 169L187 170V172H190V166H192L190 163H188L189 161H192ZM207 158V160H205ZM212 158H215L214 160ZM229 158H232L231 155H229ZM9 159V160H8ZM67 162L65 164V161ZM98 159V160H97ZM122 159V160H121ZM138 159V160H137ZM154 159V160H153ZM160 159V161H159ZM166 159V160H165ZM181 159V160H180ZM11 160V161H10ZM24 160V161H23ZM44 160V161H43ZM69 160V161H68ZM73 160V161H72ZM102 160V161H100ZM106 160V161H105ZM109 160V161H107ZM136 160V161H135ZM144 160V161H143ZM151 160V161H150ZM157 160V161H156ZM213 160V161H212ZM221 160H224L221 162ZM226 160V161H225ZM263 160V161H262ZM18 162L20 161V169L18 168L19 166H12V162ZM32 161V162H31ZM124 161V162H122ZM127 161V162H126ZM129 161V162H128ZM141 164H139L140 162ZM164 161V162H162ZM169 161V162H168ZM198 161V162H197ZM13 162V163H14ZM31 162V164H30ZM34 162V163H33ZM138 164H135L137 163ZM143 162V165H142ZM156 164H155V163ZM158 162V163H157ZM162 162V163H160ZM166 162V163H165ZM178 162V163H177ZM225 162L224 164H221ZM45 163V164H44ZM97 163V164H96ZM213 163V164H212ZM248 163V164H247ZM30 164V165H29ZM49 164V165H48ZM105 164V165H104ZM107 164V165H106ZM112 164V166H111ZM132 164V165H131ZM148 164V165H147ZM155 168H154V165ZM165 164V165H163ZM179 164V165H178ZM198 164V165H197ZM226 164V165H225ZM247 164V166H246ZM33 165V166H32ZM48 165V166H47ZM51 165V166H50ZM62 165V166H61ZM65 165V166H64ZM122 165V166H121ZM134 165V166H133ZM160 165V166H159ZM162 165V166H161ZM181 165V166H180ZM205 165V166H204ZM231 165V166H230ZM28 166V167H27ZM61 166V167H60ZM64 166V167H63ZM68 166V167H67ZM93 166V167H92ZM114 166V167H113ZM125 166V167H124ZM139 166V167H137ZM143 166V167H142ZM146 166V167H145ZM159 166V167H157ZM211 166V167H210ZM213 166V167H212ZM217 166V167H216ZM220 166V167H219ZM246 166V167H245ZM250 169H249V167ZM26 167V168H25ZM30 167V168H29ZM95 167V169H94ZM106 167V168H105ZM116 167V168H115ZM124 169H121V168ZM153 167V168H152ZM166 167V168H165ZM183 167V168H182ZM23 168V169H22ZM33 168V169H32ZM53 168V169H52ZM64 168V169H63ZM93 168V169H92ZM111 170H110V169ZM114 168V169H113ZM118 168V169H117ZM142 168V169H141ZM151 168V169H150ZM223 168V169H222ZM232 168V169H231ZM245 168V169H244ZM253 165L249 162H246L242 168V170L245 172H247L249 170L250 174H252L253 170ZM19 169V170H18ZM36 169V170H35ZM51 169V170H50ZM55 169V170H54ZM68 169H72V170H68ZM74 169V170H73ZM101 172H100V170ZM108 169V170H107ZM113 169V170H112ZM139 169V171H138ZM147 169V170H146ZM263 169V170H262ZM17 170V171H15ZM22 170V171H21ZM57 170V172H56ZM64 170V171H61ZM76 170V171H75ZM93 170V171H92ZM111 172H110V171ZM121 170L125 171V172H121ZM144 170V171H143ZM230 170V171H229ZM232 170V171H231ZM241 170V171H242ZM7 171V172H6ZM9 171V172H8ZM19 171V172H18ZM72 171V172H71ZM92 171V172H91ZM97 171V172H96ZM224 171V172H223ZM46 172V173H44ZM48 172V173H47ZM59 172V173H58ZM69 174H68V173ZM75 172V173H74ZM106 174H104V173ZM119 172V173H118ZM141 172V174H140ZM144 172V173H142ZM15 173V174H14ZM21 173V175H20ZM58 173V174H55ZM61 173V174H60ZM77 173V174H76ZM148 173V174H147ZM191 173V172H190ZM193 173V172H192ZM23 174V175H22ZM45 174V175H44ZM52 174V175H51ZM55 174V175H53ZM70 174L72 176H70ZM112 175V178L110 177ZM127 174V176H126ZM136 174V176H135ZM138 174V176H137ZM147 174V175H146ZM173 174V175H172ZM15 175V176H14ZM67 175V176H66ZM76 175V176H75ZM89 175V176H88ZM125 175V176H124ZM172 175V176H171ZM256 177L255 179L252 181H249L247 183V186H245L243 188V192L245 194L247 193H253V191H256L259 186L258 183V173L254 174ZM264 175V173H263ZM7 176V177H6ZM19 176V177H17ZM72 178H70V177ZM98 176V177H97ZM117 176V177H116ZM145 176V177H144ZM174 176V177H173ZM222 176V177H221ZM234 176V175H233ZM50 179H49V178ZM57 177V178H56ZM75 179H74V178ZM107 177V178H106ZM110 177V179H109ZM127 177V179H125ZM136 180H134L133 178ZM148 177V178H147ZM197 177V178H196ZM226 179H225V178ZM4 178V179H3ZM7 178V179H6ZM20 178V179H19ZM30 178V179H29ZM59 178V179H58ZM118 180H117V179ZM123 178V180H122ZM131 178V179H130ZM224 180H223V179ZM49 179V180H48ZM68 179V180H67ZM70 179V180H69ZM130 179V180H128ZM146 179V181H145ZM149 179V180H148ZM175 179H180V183L178 184V188L176 190L175 185L173 189H169L171 188L169 185L173 184ZM233 180H235L236 178H232ZM0 180V181H1ZM7 180V181H6ZM12 180V181H11ZM48 180V181H47ZM60 180V181H59ZM128 180V181H127ZM141 180V181H140ZM210 180V181H209ZM229 180V181H228ZM257 180V181H256ZM68 181H75L77 183H80V188H85L86 184L89 183L90 185V192H86L85 189H80V188H76L74 189L73 186H70L68 184ZM95 181V182H94ZM97 181V182H96ZM11 182V183H10ZM85 182V183H84ZM103 182V183H102ZM124 182V183H123ZM189 182H191L190 184H188ZM223 182V183H222ZM229 182V183H228ZM8 185H7V184ZM200 183V184H199ZM255 183V184H254ZM3 184V185H2ZM6 184V185H5ZM96 184V185H95ZM99 184V185H98ZM112 186H111V185ZM226 186H225V185ZM254 184V185H253ZM43 185V186H42ZM63 185V186H62ZM94 185V186H91ZM98 185V186H97ZM105 185V186H104ZM115 185V186H114ZM187 185V186H186ZM220 185V186H219ZM224 185V186H223ZM244 185V183L242 184V186ZM258 185V186H257ZM6 186V187H5ZM66 186H70V187H66ZM101 186V187H100ZM121 186V187H120ZM168 186V187H167ZM189 186V187H188ZM198 186V193H196L195 191V187ZM56 187V188H55ZM97 187V188H96ZM109 187V188H108ZM149 187V188H147ZM156 187V188H155ZM221 187V188H220ZM247 187V189H245ZM71 188V189H70ZM102 188V189H101ZM120 188V189H119ZM139 188V189H138ZM200 188V189H199ZM216 188V190H215ZM223 188H228L227 190H223ZM249 188V189H248ZM251 188V189H250ZM254 188V189H253ZM53 189V190H52ZM108 189V190H107ZM115 189V191H114ZM245 189V191H244ZM79 192H78V191ZM104 190V191H103ZM113 190V191H112ZM118 190V191H117ZM149 190V191H148ZM176 190V191H175ZM179 190V191H178ZM241 189L237 190L238 192ZM253 190V191H252ZM259 190H260V186H259ZM151 191V192H150ZM217 191V193H216ZM78 192V194H77ZM86 195H84V193ZM93 192V193H92ZM111 192V193H110ZM143 192V193H142ZM150 192V194H149ZM184 192V193H182ZM192 192V193H191ZM236 192V191H235ZM243 192H240V194H242V196L239 195L240 198L243 199ZM92 193V194H91ZM180 193V194H179ZM196 193V194H200V196L204 199H202L200 196L199 198H201V200L199 198L193 199L192 195ZM215 193V194H214ZM230 193V194H229ZM71 194H75L76 197H74L71 201ZM89 194V195H88ZM121 194V195H120ZM169 194V195H168ZM203 194V195H202ZM211 194V195H210ZM110 195V196H109ZM164 195V196H163ZM103 196V197H102ZM145 196V197H144ZM156 196V197H155ZM161 196V197H160ZM38 197V198H37ZM49 197V198H48ZM91 197V199H90ZM213 197V198H212ZM260 197V198H258ZM7 198V199H6ZM10 198V199H8ZM35 198V199H34ZM105 198V199H104ZM118 198V199H117ZM158 198V199H156ZM211 198V199H208ZM226 198V199H227ZM108 199V200H107ZM145 199V200H144ZM163 199V200H162ZM206 199V200H205ZM215 199V201H214ZM6 200V201H5ZM39 200V201H38ZM73 200H75L73 202ZM77 200V201H76ZM142 200V201H140ZM166 200V201H165ZM210 200V201H209ZM257 200L259 202V200H261V194H257ZM18 201V202H17ZM52 201H55L56 204H54ZM81 201V202H80ZM139 201V202H138ZM147 201V202H146ZM162 201V203H161ZM13 202V203H12ZM105 202V203H104ZM138 202V204H137ZM242 206L251 204V202H249V200H244ZM15 203V204H14ZM25 203V204H24ZM29 205H28V204ZM32 203V205L30 206V204ZM35 203V204H34ZM75 203V204H74ZM77 203V204H76ZM107 203V204H106ZM109 203V204H108ZM142 203V205H141ZM151 205H150V204ZM11 204V205H9ZM13 204V205H12ZM51 204H53L51 206ZM191 204H193L191 206ZM202 204V205H201ZM233 204V203H232ZM262 206H261V205ZM95 207H94V206ZM140 205V206H139ZM147 205V206H145ZM200 205V206H199ZM259 206H261V208L263 209L264 205L263 203H258ZM50 206V207H49ZM149 206V207H148ZM208 206V208H206ZM2 207V206H1ZM0 207V208H1ZM60 207V208H59ZM85 207V208H84ZM88 207V208H87ZM145 209H143V208ZM173 207V208H172ZM193 207V209H192ZM214 207V208H213ZM230 206H228L229 208ZM150 208V210H149ZM198 208V209H197ZM201 208V209H200ZM7 209L10 210V208H1L0 209V215L3 216V213L7 212ZM88 209V210H87ZM180 209V210H179ZM207 211H206V210ZM59 210V211H58ZM170 210V211H169ZM176 210H179L181 212V215L177 217L176 215ZM212 212H211V211ZM264 210V209H263ZM39 211V210H38ZM53 211V212H51ZM57 211V212H56ZM94 211V209H93ZM146 211V212H145ZM203 211V213H202ZM68 212V213H67ZM81 212V213H80ZM86 212V213H85ZM165 212V213H164ZM193 212V213H191ZM252 212V210H251ZM44 213V214H43ZM54 213V214H53ZM186 213V214H184ZM253 213V212H252ZM184 214V215H183ZM60 216V217H59ZM184 216V217H183ZM118 221L120 223H122V217L119 215L118 216ZM95 219L94 222L96 223L94 226L91 223V221H88L89 219ZM162 218V219H160ZM175 218V219H174ZM182 218V219H181ZM194 218V219H193ZM60 219V220H59ZM67 219V220H66ZM88 219V220H87ZM169 219V220H167ZM190 219V220H189ZM231 219V218H230ZM3 220V218H2ZM8 221H11L10 218H7ZM48 220V221H47ZM109 221V219H107ZM114 220L113 217L110 218V223H112V221ZM178 220V221H177ZM192 220V221H191ZM195 220V221H194ZM231 220L235 221V222H242L240 220V218H232ZM167 221V222H165ZM179 222V224H178ZM72 223H75L76 225H83V223H86V228H76L72 226ZM169 223V224H168ZM177 223V224H175ZM200 223V222H199ZM263 223H264V217H263ZM142 224V223H141ZM194 224V225H193ZM180 225V226H179ZM187 225V226H186ZM189 225V226H188ZM193 225V226H192ZM100 226V227H99ZM142 226V225H139ZM174 226V227H173ZM198 226V227H197ZM92 227V228H91ZM107 227V228H106ZM189 227L190 230V235L188 238L183 239L181 234L184 233V231L186 230V228ZM195 227V228H194ZM167 228V229H166ZM194 228V229H193ZM169 229V230H168ZM185 229V230H184ZM5 230V231H4ZM55 232H54V231ZM93 230V231H92ZM178 232H177V231ZM9 231L7 229H0V236L2 235V237L8 238L9 233L6 232ZM80 231V232H79ZM99 231V232H98ZM105 231V232H104ZM108 231V232H107ZM172 231V233H171ZM170 232V233H169ZM175 232V233H174ZM264 226H263V231L260 230L259 233H257V231L255 230H249L248 232H245L241 238L239 239L238 236L236 234H232V235H225V233H223L221 237H225V236H230L232 237V243L228 244V245H238V249L234 250V255L232 254H226V260H224L222 263L223 264H233V261L231 260V258L235 259V256L237 258V264H249L250 261H253V258L255 257V255H253V253H255L254 251V247L256 246H261L264 245ZM98 233V234H97ZM135 233L136 236L138 237L139 235H143L145 237H147V239H150L151 237H153L154 233L150 230V229H145L143 232H132ZM151 233V234H150ZM166 233V234H165ZM151 236H150V235ZM169 234V236H168ZM174 234V235H173ZM82 235V236H81ZM172 235V236H171ZM178 235V237L176 236ZM79 238H78V237ZM97 236V237H96ZM168 236V237H167ZM175 236V237H174ZM203 235L204 238V246L206 244V246L204 247H200L201 249H199L198 251L195 252V258L194 260H192L193 262H189V258H188V262L190 264H198V262L200 261V254L203 253V251L205 249L208 248V246H210V243L212 241V239H214L211 235ZM72 237V238H71ZM150 237V238H149ZM174 237V238H173ZM245 237H248V241L246 243L245 241ZM92 238V239H91ZM113 238V239H112ZM115 238H118L115 242ZM168 238V239H167ZM180 241V239L184 240V241H188L187 243H179L178 239ZM192 238V239H191ZM207 240H206V239ZM219 238V237H218ZM7 239V240H8ZM82 240L84 241L82 244V247L79 248L78 246V241ZM122 241H119L121 240ZM124 239V240H123ZM128 240L127 242L125 240ZM76 240V241H75ZM114 240V241H113ZM236 240V241H234ZM208 244H207V243ZM250 245H248V243H250ZM42 242V247L43 248H47L50 250L49 248V244ZM95 243V244H94ZM236 243V244H235ZM258 243V245H257ZM76 244V245H75ZM48 245V246H47ZM116 247H115V246ZM189 245V246H188ZM193 245V246H192ZM195 245V246H194ZM225 245V244H224ZM222 245L221 248L224 246ZM98 246V245H96ZM191 246V247H190ZM189 247V248H187ZM247 249H246V248ZM128 248V246L126 247V249ZM164 249V250H163ZM168 249V250H167ZM75 250H77V252H74ZM170 251V252H169ZM165 254H164V253ZM200 252V253H199ZM259 250L256 252L258 253ZM186 253V254H185ZM264 251L262 253H259L262 255V259H264ZM199 254V255H198ZM239 254V255H238ZM243 254V255H242ZM248 255L247 257L244 256ZM232 255V256H231ZM252 257H249V256ZM141 250L140 251H135V255H134V259L135 260H139L141 259ZM160 256V257H159ZM241 256V257H239ZM239 257V258H238ZM243 257V258H242ZM73 258V259H72ZM64 259V260H63ZM260 259V260H262ZM56 260V261H55ZM69 260V261H68ZM133 259H127L124 260V264H130V263H136ZM257 260V261H260ZM65 261V262H64ZM72 261V262H71ZM126 261V262H125ZM128 261V262H127ZM242 261V262H241ZM57 262V263H56ZM75 262V263H74ZM84 264H100V262L98 263V261H95L93 263H91L90 261L85 262V260L83 261ZM221 263V264H222ZM34 264V263H33ZM140 264V263H139ZM148 264H152V263H148Z\"/></svg>",
    "mask_w": 264,
    "mask_h": 264
}]
</instances>
